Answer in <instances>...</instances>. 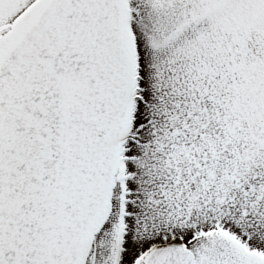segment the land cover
<instances>
[{
	"label": "snow or ice",
	"instance_id": "6c2138e0",
	"mask_svg": "<svg viewBox=\"0 0 264 264\" xmlns=\"http://www.w3.org/2000/svg\"><path fill=\"white\" fill-rule=\"evenodd\" d=\"M0 264H264V0H0Z\"/></svg>",
	"mask_w": 264,
	"mask_h": 264
}]
</instances>
